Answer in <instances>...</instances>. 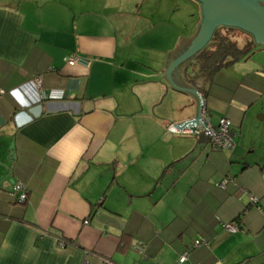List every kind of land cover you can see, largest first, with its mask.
<instances>
[{
    "label": "crops",
    "instance_id": "0c3cea01",
    "mask_svg": "<svg viewBox=\"0 0 264 264\" xmlns=\"http://www.w3.org/2000/svg\"><path fill=\"white\" fill-rule=\"evenodd\" d=\"M185 1L194 23L174 33V6V34L137 49L139 20L170 22L160 0L148 17L145 0H0V264H176L186 250L183 264H264V65L193 83L195 56L176 69L214 125L229 120L232 150L169 131L195 117L164 75L201 22Z\"/></svg>",
    "mask_w": 264,
    "mask_h": 264
},
{
    "label": "water",
    "instance_id": "95a60500",
    "mask_svg": "<svg viewBox=\"0 0 264 264\" xmlns=\"http://www.w3.org/2000/svg\"><path fill=\"white\" fill-rule=\"evenodd\" d=\"M201 6V22L196 34L170 60L167 65L168 82L176 89L189 94L195 101L194 120L173 125L179 132L197 127L201 101L199 93L185 85L177 76L176 69L187 59L200 52L212 39L219 27L236 28L253 36L254 43L264 45V8L258 2L264 0H192ZM201 124V123H200ZM202 125V124H201ZM203 126V125H202ZM209 133V132H208ZM210 135V134H209ZM13 157V154H10Z\"/></svg>",
    "mask_w": 264,
    "mask_h": 264
},
{
    "label": "built area",
    "instance_id": "2783aa9c",
    "mask_svg": "<svg viewBox=\"0 0 264 264\" xmlns=\"http://www.w3.org/2000/svg\"><path fill=\"white\" fill-rule=\"evenodd\" d=\"M66 64L73 66L75 64H83L88 65V62L83 60L82 58L78 57L77 55H71L68 58H66ZM38 80H34L33 82H30V84L37 88L38 87ZM4 90H0V96L4 95ZM200 95V94H199ZM200 101H201V107H200V113L199 116L201 117L200 123L197 124V127H189L187 129H183L181 132L178 131L173 125H179V124H171L168 126V130L173 132L174 134H181V135H187L194 138H205L207 141L210 142L213 148L215 149H222V150H232L235 146L234 138L235 133L231 129V125L229 120L226 118H219L217 120V123L214 125L209 112L206 109L204 99L200 95ZM191 120H194L192 118ZM209 132V133H208ZM210 134V135H209ZM230 182V176H226L220 182L216 184V187L220 189H225V187ZM14 184V192L17 194V201L19 203H24L26 201V191L22 184L20 182L13 183ZM250 201L252 203H256L257 199L255 197H250ZM223 230L235 234L240 231V228L235 223H229V224H223L222 225ZM208 243L203 239H198L192 242L191 249H197L200 246H206ZM59 246L64 247L65 242L59 241ZM189 250L184 251L178 258V261L176 264H183L188 260ZM103 264H117L110 260L109 258H102Z\"/></svg>",
    "mask_w": 264,
    "mask_h": 264
},
{
    "label": "rangeland",
    "instance_id": "374dc122",
    "mask_svg": "<svg viewBox=\"0 0 264 264\" xmlns=\"http://www.w3.org/2000/svg\"><path fill=\"white\" fill-rule=\"evenodd\" d=\"M143 1L144 0H142V2ZM160 1L162 3L161 7L167 8L166 13L164 14L165 16L161 13L162 19H166V21H170V22H167L164 25L162 24V25L158 26V28H154L152 30H149L148 25L144 24L145 23L144 21L139 20V23H137L136 26L134 25V31H133L134 32L133 37L136 36V39L135 38L134 39L137 40L135 42L137 49L139 46H143V45L148 44V41L150 40V39L148 40V38L151 37V40H154L155 35H160L161 37L165 36L166 38L169 39V36L172 35V33L174 31L169 27L172 24V22H171L172 20L169 17V15H171L170 11L173 9L174 6L180 7V10L178 11L179 15H178V19H177L178 20L177 26H174V28L176 27V30L174 33H177L178 31H181V30H184V32H185L186 29L188 28V26L190 27L191 24H193L195 19H196L197 10L195 9V7H193V5H191L187 1H185V0H171V1L160 0ZM193 3L197 6L198 10L200 11L199 5L194 1H193ZM155 5H157V0H145V3H143V5H142V12L145 15V17H148L146 15L149 12H151L150 9L153 8ZM163 12H164V10H163ZM200 13H199V17H201ZM142 17H144V16H142ZM157 20H158V18H155V21H157ZM152 21H154V19H152ZM161 21H163V20H161ZM132 23H134V22H130L128 29L131 28L130 25H132ZM231 39L235 40L237 42L238 46H240V47L244 46L246 43L254 41L252 36L248 35L247 33H242L239 30L232 32ZM151 42H154V41H151ZM133 43H134V41H133ZM131 44H132V41L130 42V45ZM254 53H255V51H252L249 58L253 57V59L255 61H258V63L264 65V51H263V53H256V54H254ZM184 109H186V108H184ZM167 111L171 112V108L169 107L167 109ZM193 114H194V112H193Z\"/></svg>",
    "mask_w": 264,
    "mask_h": 264
},
{
    "label": "trees",
    "instance_id": "16d2710c",
    "mask_svg": "<svg viewBox=\"0 0 264 264\" xmlns=\"http://www.w3.org/2000/svg\"><path fill=\"white\" fill-rule=\"evenodd\" d=\"M236 30L238 29L226 27L216 29L211 41L193 58L196 72L195 76L190 79V83L196 79L210 81L222 69H226L251 55L255 48L254 42L246 43L242 47L238 46L237 42L231 39L232 32Z\"/></svg>",
    "mask_w": 264,
    "mask_h": 264
},
{
    "label": "flooded vegetation",
    "instance_id": "af4514ba",
    "mask_svg": "<svg viewBox=\"0 0 264 264\" xmlns=\"http://www.w3.org/2000/svg\"><path fill=\"white\" fill-rule=\"evenodd\" d=\"M198 5H199V7H200V12H201V6H200V4L199 3H197ZM258 4L261 6V7H263L264 8V3L263 2H258ZM201 14V13H200ZM202 19V16L200 17V20ZM239 30V29H238ZM248 35H250V34H248ZM251 36V35H250ZM252 38H253V36H252Z\"/></svg>",
    "mask_w": 264,
    "mask_h": 264
}]
</instances>
